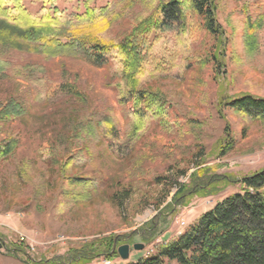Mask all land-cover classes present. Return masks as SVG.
Segmentation results:
<instances>
[{
  "label": "rangeland",
  "instance_id": "obj_1",
  "mask_svg": "<svg viewBox=\"0 0 264 264\" xmlns=\"http://www.w3.org/2000/svg\"><path fill=\"white\" fill-rule=\"evenodd\" d=\"M214 2L226 41L220 64L209 59L214 41L203 30L192 32L187 59L190 63L185 69L180 46L171 49L168 43V48L152 49L154 57L162 55L168 62L146 85L170 101L169 120L186 133L184 139L168 135L150 123L146 135L135 144L139 152L132 153L129 162L119 159L129 152L122 144L125 120L115 91L109 85L106 66L95 67L76 53L54 58L33 51L8 54L13 64L37 63L44 72L33 74L28 81L0 80V101L18 95L24 99L26 108L15 120L0 122V140L7 137L17 140L14 154L0 162V264H23L7 251L15 244H21L25 259L36 261L32 264H49L44 260L65 255L71 247L107 235L120 237L121 244L142 243L143 248L131 249L126 260L99 258L87 264H118L150 254L156 245L177 236L200 214L238 191L237 183H222L217 193L193 196L187 203L176 206L173 214L162 215L175 189L165 197L166 187L154 185L152 180L158 174L171 176L175 169H186L187 176L179 181L187 183L188 175L194 170L190 157L197 143L205 150L202 166L211 167L210 172L216 175L238 179L264 167V120L250 121L218 106L222 96L250 94L264 98V0ZM52 3L67 13H82L85 6L96 9L108 6L119 15L111 24L112 33L124 30L133 15L142 10L132 0H53ZM24 6L33 13L41 3L25 0ZM248 20L257 42L254 50L243 43ZM168 52L171 58L165 55ZM66 80L74 82L84 93L85 103L70 102L64 93L54 91ZM90 113L94 120L114 118L113 133L121 137L120 142L101 134L102 127L95 128L92 134L82 130L77 142L83 147L81 144L80 148L70 147L74 159L61 172L68 152L55 153L59 157L54 155L57 158L54 160L41 155V149L68 141L76 123ZM188 121L199 127L190 126ZM225 132L233 137L235 145L220 157L216 146ZM65 145L54 148L61 151ZM165 153L171 157L167 158ZM170 163L175 166L168 172ZM135 165L144 170L140 176L144 180L140 182L134 181ZM64 176L82 177L86 182L74 184L63 179ZM119 178L120 183L134 186L122 208L108 198L111 191H116L115 182ZM159 212L161 216L155 219ZM151 220H155L157 231L147 244L139 231Z\"/></svg>",
  "mask_w": 264,
  "mask_h": 264
},
{
  "label": "trees",
  "instance_id": "obj_2",
  "mask_svg": "<svg viewBox=\"0 0 264 264\" xmlns=\"http://www.w3.org/2000/svg\"><path fill=\"white\" fill-rule=\"evenodd\" d=\"M24 1L0 0V80L28 81L33 74L44 72V68L37 63L13 64L9 60L12 51L38 52L45 58H54L64 53L80 54L91 65L108 68L109 85L115 91L125 120L122 144L129 150L120 160L129 162L133 158L132 153L139 152L135 144L146 135L150 123L168 135L174 134L176 138L184 139L186 133L169 120L170 101L160 91L146 85L157 76L159 68L168 62L161 53L160 57H154L152 49L158 46L168 48V43L172 45L171 49L180 46L179 53L183 56L181 64L185 69L190 63L187 59L190 56L192 32L203 30L214 41V51L210 53L209 59L214 64H220L225 55L226 41L224 29L217 20L214 0H132L142 10L133 15L124 30L117 33H112L111 24L119 15L114 14L108 6L99 9L85 6L82 13H67L53 5V0H30L41 3L39 9L31 13L25 8ZM253 32L250 21H246L243 43L249 50L257 47ZM165 55L172 57L170 52ZM56 90L64 93L70 102H86L84 93L74 82H61ZM218 106L220 110L229 109L250 121L264 120V98L250 94L222 96ZM25 111L24 99L18 95L10 96L0 101V122L15 120ZM190 121V126L196 125L190 124ZM99 127H102L101 134L120 142L121 137L113 133L114 118L106 116L94 120L90 113L76 123L68 141L55 143L57 146L66 143L61 151L53 145L51 149L42 148L40 154L57 160L58 154L68 152L61 165L63 172L74 159V155L69 152L70 147L80 148L81 142L77 141L81 138L82 130L92 134ZM234 145L233 137L225 132L224 138L216 146L217 155H226ZM16 146L17 140L14 137L0 140V162L8 160ZM195 149L190 157L194 170L188 175L187 183L179 181L187 176L186 169H175L171 176L158 174L153 178L152 184L166 187L165 197L172 188L175 189L171 200L163 207L166 213L162 215L173 214L176 206L187 203L193 196L217 193L222 183L235 182L238 191L200 214L177 236L156 245L150 254L118 264H264V167L238 179L216 175L214 171L210 172L211 167L202 166L204 147L197 143ZM165 155L171 157V154ZM174 166L175 163H170V168L166 170L171 172ZM133 171L136 175L134 181L144 180L140 177L144 173L143 169L135 165ZM64 178L74 184L84 185L86 182L82 177ZM120 180L115 182L116 191L108 195L118 208H122L134 187L133 183L124 184ZM154 221L151 220L148 226L139 231L147 244L156 235L157 226ZM126 237L125 241L129 239ZM120 241V237L115 239L112 235L98 237L71 247L65 255L44 261L49 264H87L99 258L113 261L119 258L116 247L121 245ZM7 251L23 264L36 262L23 257L25 252L21 244H15Z\"/></svg>",
  "mask_w": 264,
  "mask_h": 264
},
{
  "label": "water",
  "instance_id": "obj_3",
  "mask_svg": "<svg viewBox=\"0 0 264 264\" xmlns=\"http://www.w3.org/2000/svg\"><path fill=\"white\" fill-rule=\"evenodd\" d=\"M143 248L142 243H134L130 246L128 243L121 244L117 246L116 252L120 259L126 260L129 257V253L131 249L140 250Z\"/></svg>",
  "mask_w": 264,
  "mask_h": 264
},
{
  "label": "crops",
  "instance_id": "obj_4",
  "mask_svg": "<svg viewBox=\"0 0 264 264\" xmlns=\"http://www.w3.org/2000/svg\"><path fill=\"white\" fill-rule=\"evenodd\" d=\"M104 264H106V263H104Z\"/></svg>",
  "mask_w": 264,
  "mask_h": 264
}]
</instances>
